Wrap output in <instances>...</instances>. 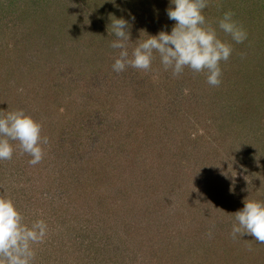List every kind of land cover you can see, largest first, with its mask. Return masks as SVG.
I'll return each instance as SVG.
<instances>
[{"label": "rangeland", "instance_id": "1", "mask_svg": "<svg viewBox=\"0 0 264 264\" xmlns=\"http://www.w3.org/2000/svg\"><path fill=\"white\" fill-rule=\"evenodd\" d=\"M70 1L0 0V113L23 109L48 139L35 166L11 142L0 169V196L48 224L34 264H264V243L230 235L242 202L264 201V0L203 10L233 49L215 87L158 55L112 71V16L135 17L131 51L174 26L169 0ZM225 11L243 43L219 30Z\"/></svg>", "mask_w": 264, "mask_h": 264}, {"label": "clouds", "instance_id": "2", "mask_svg": "<svg viewBox=\"0 0 264 264\" xmlns=\"http://www.w3.org/2000/svg\"><path fill=\"white\" fill-rule=\"evenodd\" d=\"M209 0H169L166 14L174 21L170 31L160 30L155 35L146 34L136 40L129 51L130 28L135 17L128 20L112 16L109 32L110 47L118 50L112 71L119 74L131 67L148 72L156 55L165 71L180 76L185 68L195 73L203 72L210 86L221 83V62L232 54V46L217 36V29L207 25L203 10ZM231 11H225L218 20V28L235 43H243L247 33L233 19ZM108 26V27H109ZM42 125L23 109L0 113V161L11 160L16 142L22 153L27 154L30 165L39 164L44 157L42 145L48 143L41 135ZM227 160V159H224ZM236 176V175H235ZM234 176V177H235ZM231 191V189H230ZM243 207L235 211L230 235H248L264 243V201L245 199ZM49 227L44 219L25 223L24 217L12 199L0 196V264H34V245L41 244Z\"/></svg>", "mask_w": 264, "mask_h": 264}, {"label": "trees", "instance_id": "3", "mask_svg": "<svg viewBox=\"0 0 264 264\" xmlns=\"http://www.w3.org/2000/svg\"><path fill=\"white\" fill-rule=\"evenodd\" d=\"M20 1H23V0H20ZM38 1V0H37ZM74 1L75 0H72V1H70V3H74ZM106 34H107V36L109 37V35H110V33L108 32V28H107V31L105 32ZM2 163V161H0V169H2V167H3V165L1 164ZM137 163H141V161H140V159L139 160H137ZM139 166H137V167H134L135 169H137L138 171H135V172H133V174H134V176L136 177V176H143L144 175V170H145V166L149 169L150 168V166L149 165H147V164H144L143 163V165L142 164H138ZM2 166V167H1ZM1 176V175H0ZM1 178H3V175L1 176ZM9 180H11V182L13 181L12 179H9ZM8 180V181H9ZM19 181V180H18ZM6 183H8V182H6ZM5 186H6V184H5ZM21 186V185H20ZM11 187L13 188L14 186L13 185H11ZM19 189V188H18ZM28 190H29V188H27ZM25 195H27V192H26V194ZM6 197H8V195H6ZM24 199V200H23ZM27 199V197L25 196V198L23 197V198H19L18 197V199H17V202H16V207L19 209V211H22V210H24L25 209V207H24V205L26 204L25 203V200ZM24 221H25V219H24Z\"/></svg>", "mask_w": 264, "mask_h": 264}]
</instances>
